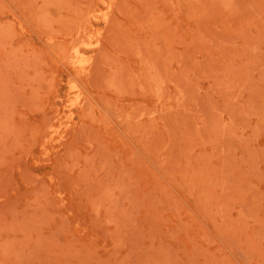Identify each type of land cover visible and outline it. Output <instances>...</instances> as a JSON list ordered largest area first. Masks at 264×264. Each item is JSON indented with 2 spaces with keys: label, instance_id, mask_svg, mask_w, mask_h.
<instances>
[{
  "label": "rangeland",
  "instance_id": "obj_1",
  "mask_svg": "<svg viewBox=\"0 0 264 264\" xmlns=\"http://www.w3.org/2000/svg\"><path fill=\"white\" fill-rule=\"evenodd\" d=\"M0 264H264V0H0Z\"/></svg>",
  "mask_w": 264,
  "mask_h": 264
}]
</instances>
